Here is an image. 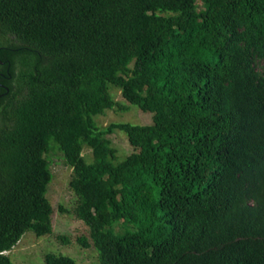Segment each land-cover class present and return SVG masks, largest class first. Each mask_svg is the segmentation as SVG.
<instances>
[{
  "label": "trees",
  "instance_id": "1",
  "mask_svg": "<svg viewBox=\"0 0 264 264\" xmlns=\"http://www.w3.org/2000/svg\"><path fill=\"white\" fill-rule=\"evenodd\" d=\"M0 95V264L53 232V152L99 264H264V0H0Z\"/></svg>",
  "mask_w": 264,
  "mask_h": 264
},
{
  "label": "rangeland",
  "instance_id": "2",
  "mask_svg": "<svg viewBox=\"0 0 264 264\" xmlns=\"http://www.w3.org/2000/svg\"><path fill=\"white\" fill-rule=\"evenodd\" d=\"M113 98L126 104L121 98L120 92L111 91ZM99 127H107L111 123H129L132 125L151 124V115L142 113L137 107L130 106L127 112L106 111L104 115L95 118ZM111 146L118 151L119 162L124 160L132 152L125 134L121 131H114L108 136ZM85 159L90 161V151L83 152ZM51 161V182L47 189L46 197L51 204L54 213L51 217L53 232L51 235L37 238L32 232H27L19 243L6 253L13 264H45L46 254L69 256L76 264H99L98 255L93 247L83 248L76 239L89 237L88 228L76 218L75 207L77 199L69 187L72 177V170L66 166L62 155L53 152L49 155ZM63 209V210H62ZM58 235L68 237L69 244L63 245L57 240Z\"/></svg>",
  "mask_w": 264,
  "mask_h": 264
},
{
  "label": "water",
  "instance_id": "3",
  "mask_svg": "<svg viewBox=\"0 0 264 264\" xmlns=\"http://www.w3.org/2000/svg\"><path fill=\"white\" fill-rule=\"evenodd\" d=\"M1 96V95H0Z\"/></svg>",
  "mask_w": 264,
  "mask_h": 264
}]
</instances>
